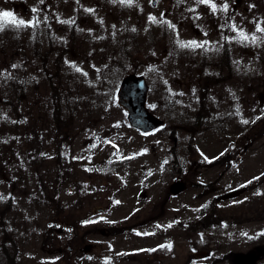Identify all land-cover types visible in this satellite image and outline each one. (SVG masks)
Segmentation results:
<instances>
[{
  "label": "rangeland",
  "instance_id": "rangeland-1",
  "mask_svg": "<svg viewBox=\"0 0 264 264\" xmlns=\"http://www.w3.org/2000/svg\"><path fill=\"white\" fill-rule=\"evenodd\" d=\"M141 4L0 0V13L25 22L0 19V264H264V124L242 100L238 165L224 178L207 166L220 137L191 130L198 99L171 85L193 82L190 62L204 55L180 46L189 30L173 36ZM260 22L240 24L235 70L258 108ZM131 73L145 75L146 105L167 128L130 124L117 90ZM222 84L211 94L227 93ZM176 179L185 187L173 195ZM108 225L119 234L101 233Z\"/></svg>",
  "mask_w": 264,
  "mask_h": 264
},
{
  "label": "flooded vegetation",
  "instance_id": "flooded-vegetation-1",
  "mask_svg": "<svg viewBox=\"0 0 264 264\" xmlns=\"http://www.w3.org/2000/svg\"><path fill=\"white\" fill-rule=\"evenodd\" d=\"M139 1H141V5L148 6L149 13H153L155 18L157 17L156 25L161 26L159 22L162 21V27L172 32L173 36L179 32L177 29L178 27H184L185 30H189L192 33L188 41L186 40L187 43L195 41L198 44L204 45L199 48H191L193 51L202 52L204 55V59L194 57L195 59L190 62V65L196 66V69L199 70V72H197L198 77L193 79V82L184 78L174 77L171 85H178L180 87V94L176 98H181L180 95L183 91H187V94L198 99L196 105L197 109L194 112L193 121L191 122V130L195 134L207 132L218 134L222 148L210 159L212 163L210 162L206 165L221 166L222 172L220 176L222 178L230 175L235 169L233 167L237 166L240 161L242 100H245V105L251 107L252 111H256V121H260L261 124H264V107L261 106L258 108V105L262 103L263 100H261L260 103H257V100L252 101V95L249 97L246 95L244 98L247 99H242L241 93L239 92L240 83L238 82L240 75L237 76L235 72V70L241 68V59L239 56L242 48L240 24L250 21L255 26V23L260 20L261 22L258 23V27L255 29L253 28L254 34L256 35L258 33V29H264V27H260V24L264 22V10L259 8L261 6L264 7V0H260V3L259 0H210L208 4L199 3L198 0H166L171 8L182 10V13L185 12L186 19L185 17L178 18L177 16L182 15L176 12L175 9L174 11L172 10L174 14L166 9L159 12L158 5L161 0ZM212 4L216 6L214 11L211 6ZM169 14H172L173 17L176 18L173 20V23H169L167 22L168 20H166V18L170 16ZM188 27L190 29H188ZM180 32H182V29ZM249 62L252 65L254 64L252 61ZM233 64L234 67L232 68ZM207 66L211 68V71H208ZM225 69L229 71L227 73L221 71ZM217 84L224 85L225 87L223 86L222 90L227 93L217 97L215 96L217 93H214V95L211 94L213 89L212 85ZM233 90L235 93H229ZM154 114L163 120V124L159 126L156 131L167 128L166 119L156 113ZM247 122L248 121H245V123ZM234 176L236 175L234 174ZM177 180L180 179H176V181ZM173 182L169 186L170 192L173 195H178L182 190L176 194L173 193L171 191ZM228 194L231 195V193ZM221 195L222 194L217 195L216 197L220 198ZM118 203H120V201H118ZM203 209L206 208L204 207ZM134 223L139 225V222L132 221H125L124 225L131 226ZM107 227H109V225ZM107 227L102 228L100 230L101 233L105 235L108 233L113 235L119 234V229L116 227H109V229H107ZM124 227L121 229L122 231L126 230ZM72 248L73 247H70L69 249Z\"/></svg>",
  "mask_w": 264,
  "mask_h": 264
},
{
  "label": "water",
  "instance_id": "water-1",
  "mask_svg": "<svg viewBox=\"0 0 264 264\" xmlns=\"http://www.w3.org/2000/svg\"><path fill=\"white\" fill-rule=\"evenodd\" d=\"M148 88L143 74L131 73L121 79L117 90L118 102L127 110L130 124L143 132L152 131L163 124V120L146 105ZM184 187V182L177 180L171 185V191L176 194Z\"/></svg>",
  "mask_w": 264,
  "mask_h": 264
},
{
  "label": "snow or ice",
  "instance_id": "snow-or-ice-1",
  "mask_svg": "<svg viewBox=\"0 0 264 264\" xmlns=\"http://www.w3.org/2000/svg\"><path fill=\"white\" fill-rule=\"evenodd\" d=\"M128 2H130V0H128ZM199 3H204V4H208L210 2V0H198ZM212 9L213 11L215 10V5L212 4ZM225 10H226V6H225ZM33 11H35V9H33ZM91 11V10H89ZM11 18V22L13 24H19V25H23L25 22L23 20H20V21H16L15 18H13L12 16V13L10 12H3V13H0V19H9ZM152 19H155V18H152ZM258 31H264V29H258ZM243 35V34H241ZM244 39H247V37H244ZM180 43V46L181 47H190V48H199V47H203L204 45L202 44H198L197 42L195 41H191V42H188V43H183V42H179ZM77 71H80V69H76Z\"/></svg>",
  "mask_w": 264,
  "mask_h": 264
}]
</instances>
